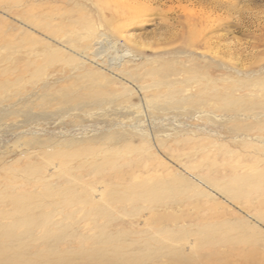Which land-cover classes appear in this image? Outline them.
<instances>
[{
	"label": "rangeland",
	"instance_id": "obj_1",
	"mask_svg": "<svg viewBox=\"0 0 264 264\" xmlns=\"http://www.w3.org/2000/svg\"><path fill=\"white\" fill-rule=\"evenodd\" d=\"M260 212L264 0H0V264H244Z\"/></svg>",
	"mask_w": 264,
	"mask_h": 264
},
{
	"label": "bare ground",
	"instance_id": "obj_2",
	"mask_svg": "<svg viewBox=\"0 0 264 264\" xmlns=\"http://www.w3.org/2000/svg\"><path fill=\"white\" fill-rule=\"evenodd\" d=\"M54 41L63 46L62 40H60V38L59 39L55 38ZM87 48H88L89 52H87V50H80V51H78L79 56L88 58L89 55H92L94 57H99L101 55H104V57H107L109 63H111V62H113V60H115V56L118 54L119 51L121 52L122 56L123 55L127 56L129 54L127 52V50L122 45H120L119 43L117 44L116 42H114L113 40L108 38L103 33H99L98 35H95V37H93L90 40V42L88 43ZM132 85H134V84H132ZM238 181L244 182V180H240V179ZM243 187L244 186L241 185L239 182H236V183L230 184V185H228V184L222 185L220 188H217V189L221 193L228 196V198L234 200V199H236V197L240 198L242 196L248 195L247 192L243 193L245 191L244 190L245 187H244V189H243ZM259 216H261V217H258L260 219L264 218V212L263 213L260 212ZM11 232L9 230L5 231L6 234H10ZM171 252H172L176 261L182 262L184 264H196V263L204 264L208 260L206 256H205L206 258H204V259L202 258V260H196L195 259L196 257L195 258L189 257V256L185 255L183 252L178 251V250H172ZM200 259H201V257H200ZM94 264H118V262L110 261L109 263H94ZM223 264H227V263H223ZM244 264H264V253H259V251L256 248L251 247L245 253Z\"/></svg>",
	"mask_w": 264,
	"mask_h": 264
}]
</instances>
